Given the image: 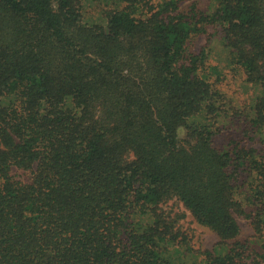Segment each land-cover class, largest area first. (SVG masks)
Here are the masks:
<instances>
[{"label":"trees","instance_id":"1","mask_svg":"<svg viewBox=\"0 0 264 264\" xmlns=\"http://www.w3.org/2000/svg\"><path fill=\"white\" fill-rule=\"evenodd\" d=\"M185 1L0 0V264H264V0Z\"/></svg>","mask_w":264,"mask_h":264},{"label":"rangeland","instance_id":"2","mask_svg":"<svg viewBox=\"0 0 264 264\" xmlns=\"http://www.w3.org/2000/svg\"><path fill=\"white\" fill-rule=\"evenodd\" d=\"M192 3H196V5L200 8H206L208 4V0H187L184 2L183 6L184 8L189 9L188 6ZM208 31L213 32V28L211 26H208ZM207 37H208V33L199 34L197 36L190 38L189 48L191 49V51L197 52L206 43ZM224 88L231 89L232 91V87L230 88L224 87ZM230 135H232L233 137L235 134H230ZM222 141L223 139L220 138L218 139L219 143ZM248 145H253L254 148H258V149L262 147L260 141L257 140L250 141ZM13 173H15L16 177H18L19 179L22 180L28 179V174L23 172L22 170H13ZM166 209H173L175 211L183 210V208L179 207L173 201H170L168 202V204H166ZM237 219L241 228L238 239L245 240L251 238V236L253 235V229L249 220L241 216H239ZM180 222L186 234L188 235L189 243L195 250L210 249L218 241V236L216 235V233L207 226L198 223L189 212H186V216L184 218H181ZM196 260H197V256H193L189 258V260L186 263L197 264Z\"/></svg>","mask_w":264,"mask_h":264}]
</instances>
